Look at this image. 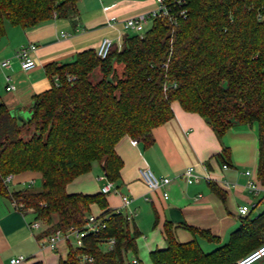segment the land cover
<instances>
[{"label":"trees","instance_id":"1","mask_svg":"<svg viewBox=\"0 0 264 264\" xmlns=\"http://www.w3.org/2000/svg\"><path fill=\"white\" fill-rule=\"evenodd\" d=\"M181 1L187 16L176 24L156 18L144 34L124 35L122 46L114 45L106 58L88 49L73 62L49 63L50 89L15 115L0 104V195L32 208L49 226L45 237L57 229H82L93 205L107 217L103 239L88 236L60 264H82L83 253L94 256L92 264H130L129 254L137 257L140 232L127 215L110 210L102 192L69 193L67 186L94 162L108 180L118 181L123 160L117 143L129 136L152 144V130L174 117V101L202 116L220 140L235 124L257 123L258 179L264 185V0ZM77 2L0 0V39L6 22L27 29L57 17L72 19ZM173 11L179 13V6ZM220 157L227 162L230 149L224 147ZM26 171L42 174L41 189L10 190L5 178ZM211 189L226 200L218 186ZM240 223L228 243L205 252L197 240L179 241L166 221L168 245L151 253L152 264H237L264 243V212ZM187 228L220 242L210 230ZM110 238L114 246L104 248Z\"/></svg>","mask_w":264,"mask_h":264},{"label":"crops","instance_id":"2","mask_svg":"<svg viewBox=\"0 0 264 264\" xmlns=\"http://www.w3.org/2000/svg\"><path fill=\"white\" fill-rule=\"evenodd\" d=\"M154 7L155 0H78L77 16L72 19L57 17L27 29L6 22V34L0 39V60L12 58L16 51L30 43L37 44L38 50L34 54L36 66L31 70H23L19 61L12 58L11 65L0 72V104L22 110L34 95L52 87L53 81L46 71L49 63L73 62L78 53L97 50L105 37H124L128 32L122 21ZM110 20H117V25L110 26ZM7 77L11 78L15 89L7 91ZM172 107L174 117L152 130V144L145 146L141 141L135 144L129 136L117 143L116 151L123 160V167L120 179L114 182L117 191L106 194L109 209L130 217L140 232L138 238L146 244L150 254L168 245L163 231L166 221L176 227L179 241L197 240L201 247L212 246L213 251L228 243L231 234L240 227L241 218L246 217L239 213L242 205L257 202L259 207L264 202V185L257 194L248 188L252 178L258 179V124H235L220 140L198 113L186 111L179 101H174ZM224 147L230 149L227 162L220 157ZM224 164L228 167L224 168ZM188 166H194L201 175L210 173L213 180L207 182L201 178L188 184L182 178ZM144 168L171 180L161 189L152 191L141 174ZM39 180H42L40 172L26 171L14 175L9 189H23H15L18 184L32 187ZM106 181L102 166L94 162L92 170L71 182L67 191L96 194ZM212 184L225 192V201L213 192ZM164 191H168V198L163 196ZM123 195L131 198L127 207L123 206ZM102 212L98 205L92 206L91 213ZM252 212L248 214L252 218L259 215L252 216ZM35 221L36 213L32 208L20 211L11 199L0 195V264H10L11 259L19 255L26 257L20 264H60L67 257L68 243L62 240L58 247L52 248L48 245L50 236H44L49 226L42 221L41 228H33ZM188 226L210 230L220 242H210ZM137 258L139 264H143L139 256Z\"/></svg>","mask_w":264,"mask_h":264},{"label":"built area","instance_id":"3","mask_svg":"<svg viewBox=\"0 0 264 264\" xmlns=\"http://www.w3.org/2000/svg\"><path fill=\"white\" fill-rule=\"evenodd\" d=\"M179 6V13H175L173 9L175 6ZM186 17L187 16V9L183 7V2L181 0H177L175 3L171 0H155V7L148 10L140 12L134 16H131L129 18H126L122 21L124 30L126 32H134L138 33L141 32L151 21H153L156 18L164 19L168 21L171 25H174L177 23L178 17ZM117 20H110L108 24L110 26L115 27L117 25ZM64 35V34H63ZM123 42V36L119 35L115 38H109L105 37L101 40L97 53L98 56L101 58H106L112 47L114 45H118L119 47L122 46ZM38 50V45L35 43H30L27 46H23L18 51L15 52L14 56L12 58H16L21 68L25 71H29L32 68L36 66V60L34 58V54ZM12 58H5L0 60V72H2L4 69L8 68L11 65V59ZM167 64H164L163 66H166ZM11 78L7 77L8 85L6 86L7 91L15 89V85L10 83ZM176 86V84H174ZM137 140H133V143L137 144ZM224 168H227L228 165L224 164ZM141 174L144 177L145 181L147 182L149 188L152 191L161 189V187L165 186L170 182L169 177L160 178L155 175V173L150 168H144L141 169ZM248 175L251 174L250 171L246 172ZM14 178L13 174H9L5 178V183L9 184L12 182ZM182 178L188 183L193 184L195 182H198L201 178H204L207 182H211L213 180L210 173H205L204 175H201L197 172L196 168L194 166H188L185 168V170L182 173ZM31 186V185H29ZM226 186H228V183H226ZM262 184L259 181V179L252 178L248 183V188L253 193H258L261 190ZM112 191H117V188L115 186V183L111 180L106 181V183L102 186L101 192L104 194H108ZM163 196L165 198L169 197L168 191L163 192ZM123 206L127 207L131 203V198L127 195L122 196ZM13 205L16 209L22 211L24 210L23 205H18L16 201H13ZM259 203L255 202L249 205H242L239 208V213L242 216H247L249 213H251L253 210H255L258 207ZM130 220V217L127 216ZM107 217H101L100 214H94L91 213L88 218L86 219V223L82 229L79 228H70L69 230H63V229H57L55 232H53L48 241V245L52 248H56L59 246L60 241H65L68 243L69 248L72 247H84L85 246V238L88 236H93L97 239H103L101 238V234L103 229H105L107 222ZM42 221L37 220L32 223L31 227L33 228H41ZM115 239L110 238L106 239L104 241V244L107 246L108 249L112 248L114 246ZM26 257L24 255H19L17 257H14L11 259L10 264H20L21 262L25 261ZM80 260L82 264H88V263H94L95 258L93 255L88 253H83L80 256ZM256 260V261H255ZM254 261V262H253ZM264 261V243L256 248L255 250L251 251L246 256L240 258L237 261V264H256L258 262ZM130 264H139V260L137 257H133L130 260ZM264 264V263H262Z\"/></svg>","mask_w":264,"mask_h":264},{"label":"rangeland","instance_id":"4","mask_svg":"<svg viewBox=\"0 0 264 264\" xmlns=\"http://www.w3.org/2000/svg\"><path fill=\"white\" fill-rule=\"evenodd\" d=\"M151 25H152V21L141 32H138V34H144L151 27ZM130 33H134V32H130ZM19 187L25 188L26 186L24 187L23 184L15 185V189H18ZM41 187H42V180H39V182H36L31 188L34 190H39L41 189ZM262 212H264V202L261 203V205L257 209L253 210L251 215L257 216ZM131 226L134 227L132 223ZM202 247L205 252H210L212 251V249H214L212 246H202ZM137 248H138L137 256H139V258L143 261V264H152L151 254L147 249L146 244H143V242L140 241V238H138L137 240ZM129 257L130 258L134 257V253H130ZM262 263H264V261L258 262L256 264H262Z\"/></svg>","mask_w":264,"mask_h":264},{"label":"water","instance_id":"5","mask_svg":"<svg viewBox=\"0 0 264 264\" xmlns=\"http://www.w3.org/2000/svg\"><path fill=\"white\" fill-rule=\"evenodd\" d=\"M16 112H18V109L12 110V112H11V113H12L13 115H15V114H16Z\"/></svg>","mask_w":264,"mask_h":264},{"label":"bare ground","instance_id":"6","mask_svg":"<svg viewBox=\"0 0 264 264\" xmlns=\"http://www.w3.org/2000/svg\"><path fill=\"white\" fill-rule=\"evenodd\" d=\"M256 261V260H255ZM254 262V261H253Z\"/></svg>","mask_w":264,"mask_h":264}]
</instances>
